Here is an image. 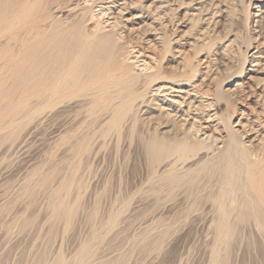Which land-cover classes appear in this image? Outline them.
Returning <instances> with one entry per match:
<instances>
[{
	"label": "bare ground",
	"instance_id": "1",
	"mask_svg": "<svg viewBox=\"0 0 264 264\" xmlns=\"http://www.w3.org/2000/svg\"><path fill=\"white\" fill-rule=\"evenodd\" d=\"M132 1L0 0V144L7 143L0 154L11 157L26 148L39 126L56 117L50 135L55 138L64 131L58 156L79 154L91 161L101 156L92 138L107 135L100 133L103 122L118 130L128 121L132 131L139 112L151 119L156 107L157 115L175 118L177 124L168 132H152L144 141L150 165L147 198L143 194L134 201L122 195L108 203L83 204L82 219L99 222L90 229L89 241L69 262L39 257L34 264H124L127 259L132 264H246L244 249L235 241L245 226L256 251L250 264H264V83L250 87L255 79L248 77L242 97L251 101L249 106L237 121L230 120L233 106L227 117L217 118L211 102L223 100L228 107L243 98L227 97L221 88L213 95L197 91L187 84L193 68L189 71L185 65L167 74L140 61L132 39L146 31L124 18ZM94 8H99L98 20L91 15ZM153 29L157 34L152 40L164 46L160 29ZM8 169L0 166V180L7 174L3 183H17L15 171ZM38 177L42 195L52 200L47 216L12 203L13 220L23 230L44 223L76 225L78 211L69 208L68 183ZM22 186L12 194H31ZM150 198L155 199L154 207L147 203V210ZM143 204L146 212L139 215L147 217L139 218L135 208ZM129 207L134 209L127 216ZM196 222L200 236L186 241L191 247L180 257L186 231Z\"/></svg>",
	"mask_w": 264,
	"mask_h": 264
},
{
	"label": "rangeland",
	"instance_id": "2",
	"mask_svg": "<svg viewBox=\"0 0 264 264\" xmlns=\"http://www.w3.org/2000/svg\"><path fill=\"white\" fill-rule=\"evenodd\" d=\"M132 2V7L126 9L124 18L133 28L142 26L141 32L146 31L143 36L132 39V45L136 47L135 51L137 49L139 51L137 55L140 61L145 59L167 74L177 72L178 67L182 65H185L189 71L193 68L192 76L187 75L190 78L187 84L193 85L200 92L207 90L211 95L215 94L217 88H221L227 97L235 95L237 99H242L247 91L245 84L248 77L255 79L253 84H249L250 87L256 88L254 87L256 83H264V0H133ZM160 5H163L162 8L157 9ZM98 9L94 8L91 14L94 20H98ZM162 12L164 15L159 18ZM154 26L160 29L159 34H163L166 41L164 46L163 44L159 46L158 42L152 40V36L157 34L153 29ZM133 54L135 56V53ZM251 54L253 57H250ZM255 63L257 65L251 67L253 66L251 64ZM203 78L206 84L202 81ZM237 83L238 87H235ZM230 100L232 102V98ZM240 101L242 102L232 103L228 107L223 100L214 101L211 102V107L213 106L211 110L217 118L224 119L233 106L235 113L230 120L234 122L239 119L242 109L247 108L251 103L244 98ZM153 109L152 112L156 114L151 119H147L145 114L139 112L138 122L132 131L128 121L123 123L122 129L119 126L118 130L107 128L103 122L100 133L106 132L107 135L105 137L96 135L92 138L93 144L100 147L98 148L101 156L99 155L98 160H87L86 156L71 153L58 156L56 151L62 144L64 131L58 133L55 138L50 135L57 117L42 123L39 126V134L29 140L26 148L11 157L0 154V166H8V172L15 171L17 178V183L8 180L3 183L4 177H8L7 174H3L0 180V264H34L39 257L44 262H54L57 257L69 262L78 247L89 241L90 229L93 230L99 225L98 221L87 222L82 219L83 204L93 205L99 200L105 203L107 200L111 202L112 199L120 198L122 195V197L133 196L134 201L143 194L141 197L147 198V194L151 191V185L147 182L150 165L143 150L144 141L152 135V132H168L172 130L174 122L176 124L175 118L168 121L163 114L157 115L159 108L153 107ZM80 130L82 134V125ZM73 140L74 138L69 142ZM96 140L97 143H94ZM6 144H0V149L6 147ZM200 154L197 157L203 156L204 152ZM160 167L161 164L156 170H160ZM40 174L52 180H65L68 183L69 208L78 211L76 225L67 228L65 223L59 222L50 227L44 223L37 229L23 230L17 225V221L13 220V216L10 215L12 203L31 207L36 210V215L47 216L46 207L52 200L42 195L36 183ZM19 186H22L21 189L28 187L31 194L25 196L12 194ZM88 192H91L90 195ZM152 199L145 202V205L148 203L151 208L154 207L155 199ZM134 201L130 206H134ZM145 205L136 207L134 215L139 218L146 216L147 214L139 215L141 212H146L145 209H150L149 205ZM144 206L145 211H142ZM132 209L134 208L128 210L127 216L132 213ZM160 211L161 209L158 212ZM198 226L199 223L196 222L189 232L186 231L188 235L185 234V238L188 239L184 238V244L181 243L183 245L182 248L180 247V257H186V250L191 247L189 245L191 243L185 244L186 241L193 242L200 234ZM246 228V226L242 228L245 231L239 230L240 237L235 241L244 249L247 259L245 263L250 264V260H254L256 251L252 243L254 237L251 234L247 235ZM120 253L121 251L116 252V254ZM124 264L132 263L127 259Z\"/></svg>",
	"mask_w": 264,
	"mask_h": 264
}]
</instances>
